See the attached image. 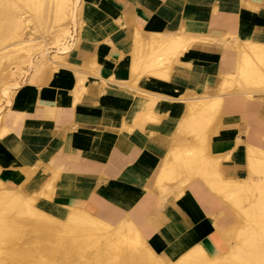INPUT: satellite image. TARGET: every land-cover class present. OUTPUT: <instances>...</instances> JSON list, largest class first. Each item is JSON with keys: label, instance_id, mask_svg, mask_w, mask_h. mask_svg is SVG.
Listing matches in <instances>:
<instances>
[{"label": "crops", "instance_id": "obj_1", "mask_svg": "<svg viewBox=\"0 0 264 264\" xmlns=\"http://www.w3.org/2000/svg\"><path fill=\"white\" fill-rule=\"evenodd\" d=\"M84 1L87 24L71 65L22 85L13 113L3 118L2 179L28 196L53 184L42 210L66 225L74 209L112 227L128 219L163 256L193 214L219 236L229 233L247 208L225 202L199 178H159L187 103L214 97L221 99L219 122L209 128L205 154L218 160L224 182L250 177L264 184V142L252 141L264 132V94L234 90L237 65L219 43H264V0ZM147 36L213 42L174 61L165 78L134 76L135 40ZM148 97L158 99L150 113ZM259 202L264 206V188Z\"/></svg>", "mask_w": 264, "mask_h": 264}, {"label": "bare ground", "instance_id": "obj_2", "mask_svg": "<svg viewBox=\"0 0 264 264\" xmlns=\"http://www.w3.org/2000/svg\"><path fill=\"white\" fill-rule=\"evenodd\" d=\"M86 24L84 0H0V125L5 114L13 113L22 85H35L45 71L71 65ZM71 30L76 38L68 45ZM211 42L208 37H137L139 58L132 75L165 78L174 61ZM219 43L237 65L234 90L249 96L264 94V43L236 40L233 45L225 39ZM227 56L224 59L231 60ZM147 99L150 113L158 99ZM187 105L189 113L159 183L182 176L188 177L186 183L201 179L225 202L247 208L241 210L240 225L219 236L193 214V224L183 235L174 231L168 256H163L160 246L148 242L128 219L112 227L74 209L71 224L57 221L42 210L45 200L53 198V184L28 196L6 183L0 169V264H264V206L259 202L264 184L253 185L250 177L224 182L218 160L205 154L209 128L219 122L221 99L200 98ZM260 140L264 142V132L252 139ZM175 190L181 194L179 187Z\"/></svg>", "mask_w": 264, "mask_h": 264}, {"label": "built area", "instance_id": "obj_3", "mask_svg": "<svg viewBox=\"0 0 264 264\" xmlns=\"http://www.w3.org/2000/svg\"><path fill=\"white\" fill-rule=\"evenodd\" d=\"M71 32H72V33H71V38H68V40H67V44H68V45L73 44L74 41H75V38H76L74 31L71 30Z\"/></svg>", "mask_w": 264, "mask_h": 264}, {"label": "rangeland", "instance_id": "obj_4", "mask_svg": "<svg viewBox=\"0 0 264 264\" xmlns=\"http://www.w3.org/2000/svg\"><path fill=\"white\" fill-rule=\"evenodd\" d=\"M84 3H85V1H84ZM19 81H20V80H19ZM19 81H18V82H19ZM22 81H23V80H22ZM22 81H20V84L22 83Z\"/></svg>", "mask_w": 264, "mask_h": 264}]
</instances>
